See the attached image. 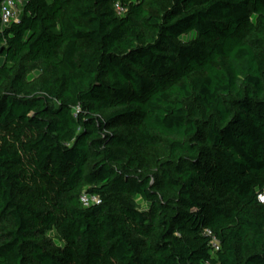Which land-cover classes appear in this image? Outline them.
I'll list each match as a JSON object with an SVG mask.
<instances>
[{
    "label": "trees",
    "instance_id": "trees-1",
    "mask_svg": "<svg viewBox=\"0 0 264 264\" xmlns=\"http://www.w3.org/2000/svg\"><path fill=\"white\" fill-rule=\"evenodd\" d=\"M5 1L0 264H264V0Z\"/></svg>",
    "mask_w": 264,
    "mask_h": 264
},
{
    "label": "built area",
    "instance_id": "built-area-1",
    "mask_svg": "<svg viewBox=\"0 0 264 264\" xmlns=\"http://www.w3.org/2000/svg\"><path fill=\"white\" fill-rule=\"evenodd\" d=\"M22 2L23 0H7L4 2L2 7V19L4 25H7L13 20L17 21L19 19ZM116 9L118 10L119 14H123L125 12V9L119 4H116ZM81 200L84 206L100 203L102 201L100 195H91L88 193H84ZM260 201L264 202V193L260 196ZM206 233L213 237V247L215 250H218L220 247L219 240L213 235L212 231L208 230Z\"/></svg>",
    "mask_w": 264,
    "mask_h": 264
}]
</instances>
